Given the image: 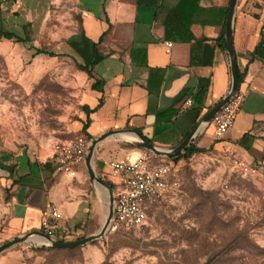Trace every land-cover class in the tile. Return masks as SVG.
<instances>
[{
  "label": "crops",
  "instance_id": "crops-1",
  "mask_svg": "<svg viewBox=\"0 0 264 264\" xmlns=\"http://www.w3.org/2000/svg\"><path fill=\"white\" fill-rule=\"evenodd\" d=\"M69 2L80 20L54 33L49 44L91 73L79 71L85 87L82 108L93 112H81L72 127L75 134L82 135L87 124L91 139L133 129L158 148L174 149L228 95L232 79L225 27L230 0H0V5L3 15L35 19L40 12L47 16L43 6L50 16L57 4ZM179 6L182 14L172 17ZM29 22L35 28L37 22ZM33 46L40 47L37 42ZM234 48L243 75L239 90L246 95L235 127L217 141L211 124L192 147L233 151L264 176V4L239 0ZM122 140L104 141L94 157L99 177L117 185L121 180L108 164L143 156ZM85 168L72 176L59 173L47 159L23 153L11 163L0 159V245L43 232L52 207L62 216L56 240L67 241L93 207ZM0 264H22L21 255L7 251Z\"/></svg>",
  "mask_w": 264,
  "mask_h": 264
},
{
  "label": "rangeland",
  "instance_id": "rangeland-1",
  "mask_svg": "<svg viewBox=\"0 0 264 264\" xmlns=\"http://www.w3.org/2000/svg\"><path fill=\"white\" fill-rule=\"evenodd\" d=\"M43 8L47 16L40 12L35 19L3 15L6 30L31 39L27 44L0 40V159L10 163L21 153L50 161L56 144L80 136L72 129L83 111L79 65L49 44L54 33L80 17L70 2L57 4L50 16ZM29 20L37 22L35 28ZM123 144L155 164L173 166L170 192L146 205L145 226L109 229L104 238L74 250L18 245L9 251L19 253L22 264H264L263 175L243 173L224 151L175 160ZM84 171L93 207L63 242L93 236L106 221L108 195L91 186ZM106 181L118 194V185Z\"/></svg>",
  "mask_w": 264,
  "mask_h": 264
},
{
  "label": "built area",
  "instance_id": "built-area-1",
  "mask_svg": "<svg viewBox=\"0 0 264 264\" xmlns=\"http://www.w3.org/2000/svg\"><path fill=\"white\" fill-rule=\"evenodd\" d=\"M253 1L264 4V0ZM167 46L172 47V44L168 43ZM245 98V93L239 90L215 116L212 124L217 141H222L235 127ZM191 104V100L186 103L187 106ZM90 141L91 139L80 135L72 141L56 144L51 150L50 162L59 173L75 176L77 169L85 166ZM226 158L245 174L259 173L258 169L249 165L233 151H228ZM108 166L121 180L118 185L119 192L115 193L114 218L110 229L144 227L148 221L146 205L162 201L170 192L173 166L155 164L143 156L134 161L111 162ZM61 218L59 211L52 207L44 223L43 233L56 239Z\"/></svg>",
  "mask_w": 264,
  "mask_h": 264
},
{
  "label": "water",
  "instance_id": "water-1",
  "mask_svg": "<svg viewBox=\"0 0 264 264\" xmlns=\"http://www.w3.org/2000/svg\"><path fill=\"white\" fill-rule=\"evenodd\" d=\"M238 2L239 0H230L229 11H228L226 27H225V46L230 62L232 82H231L230 91L228 95L224 98V100L220 104H218L214 109H212L207 115H205L201 119L199 125L193 130V132L179 146L175 147L174 149L168 150V149L158 148L153 144L145 141L141 136V134L133 129L110 131L108 133L101 135L100 137L91 139L86 157V162H85L89 180L92 186L98 188L99 191L104 194L107 193L109 197V211L106 214V221L103 227L101 228V230L93 236L74 242L59 241L39 231L28 233L22 237H19L17 239H14L12 241L0 245V258L4 253L9 251L10 249L18 245L28 243L29 240L33 237H40L44 239L46 241V244H44L43 246L51 247L57 250H74L77 248H82L92 242H95L105 237V235L107 234V232L111 227L114 218L115 191L108 182H106L103 178L99 177L94 166L95 153L99 148V146L104 141L108 139L122 140L119 139L121 135L129 134L133 136L134 141H126V140H122V141L131 143L139 149H143L148 152H151L156 157L168 158V159H173L175 157H178L181 154L185 153L190 147H192V144L197 139V137L201 135L209 125L212 124L215 116L221 111V109L226 104L229 103V101L239 91V85H240L239 69H238L237 57L235 54V48H234V19H235V13ZM201 128H203V131L199 133V130Z\"/></svg>",
  "mask_w": 264,
  "mask_h": 264
},
{
  "label": "trees",
  "instance_id": "trees-1",
  "mask_svg": "<svg viewBox=\"0 0 264 264\" xmlns=\"http://www.w3.org/2000/svg\"><path fill=\"white\" fill-rule=\"evenodd\" d=\"M183 8H184L183 6H179L178 8L172 10L170 12V15L172 17L179 18L180 15L182 14V9ZM28 26H30V25H28ZM188 26H190V24ZM167 32H168V29H167ZM167 34H169V33H167ZM2 39L3 40H7V41H15L16 43H22V44H27V43H29L31 41L30 36L21 37L18 34L14 33V32H11V31H8V30H6L4 28V18H3L2 11L0 9V40H2ZM37 54H43V52L38 51ZM51 56H54V55H51ZM79 69H80V71L87 72L89 74V76L91 75L88 67H84V66H80L79 65ZM239 81H240V84L243 81V75H241V74H239ZM93 89L94 90H98V87L95 85V86H93ZM83 110L85 111V113L87 115H90L93 112L89 108H83ZM87 129H88V124L84 125L82 135H84L87 138L91 139V137L87 134ZM143 139L145 141L151 143V141H149L148 139H146L144 137H143ZM205 152H206V150H203V149H200V148H197V147H190L184 154H182V155H180L178 157H175L174 159L175 160L180 159V158L191 159L195 155L201 154V153H205Z\"/></svg>",
  "mask_w": 264,
  "mask_h": 264
},
{
  "label": "bare ground",
  "instance_id": "bare-ground-1",
  "mask_svg": "<svg viewBox=\"0 0 264 264\" xmlns=\"http://www.w3.org/2000/svg\"><path fill=\"white\" fill-rule=\"evenodd\" d=\"M203 130V128H201L199 130V133ZM119 139H124L126 141H134V138L132 135L126 134V135H121L119 137ZM107 194V193H106ZM108 195V194H107ZM109 211V197H108V203H107V212ZM29 242L35 243V244H39V245H44L46 244V241L40 237H33L29 240Z\"/></svg>",
  "mask_w": 264,
  "mask_h": 264
}]
</instances>
